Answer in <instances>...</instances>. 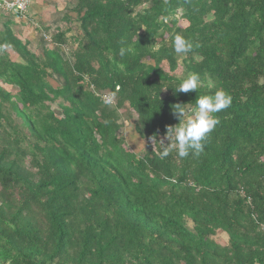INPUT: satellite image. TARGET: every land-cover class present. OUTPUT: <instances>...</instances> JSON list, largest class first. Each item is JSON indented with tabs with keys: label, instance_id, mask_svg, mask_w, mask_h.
Wrapping results in <instances>:
<instances>
[{
	"label": "trees",
	"instance_id": "obj_1",
	"mask_svg": "<svg viewBox=\"0 0 264 264\" xmlns=\"http://www.w3.org/2000/svg\"><path fill=\"white\" fill-rule=\"evenodd\" d=\"M66 7L38 54L0 11V264H264V0ZM175 34L193 50L175 53ZM188 72L202 87L174 94ZM216 89L232 103L203 152L161 159L148 137L178 123L172 105Z\"/></svg>",
	"mask_w": 264,
	"mask_h": 264
},
{
	"label": "clouds",
	"instance_id": "obj_2",
	"mask_svg": "<svg viewBox=\"0 0 264 264\" xmlns=\"http://www.w3.org/2000/svg\"><path fill=\"white\" fill-rule=\"evenodd\" d=\"M121 44L118 51L120 57L134 51L133 47L125 41L122 40ZM172 47L177 54H187L193 50L194 45L184 36L175 34L172 38ZM202 85L203 81L199 73L188 72L172 90L174 94L196 92ZM166 88L169 87L166 86L163 89ZM104 102L110 104L112 98L108 97ZM231 103L232 97L228 93L223 89H216L210 94H201L196 97L195 104L190 107L186 104H174L171 111L178 123L166 126L162 140H157L156 134L148 137V140L152 147L159 145L157 154L161 159L168 157L172 152H175L179 158H186L190 154L199 155L204 150V141L208 134L219 123L215 114L230 107Z\"/></svg>",
	"mask_w": 264,
	"mask_h": 264
},
{
	"label": "rangeland",
	"instance_id": "obj_3",
	"mask_svg": "<svg viewBox=\"0 0 264 264\" xmlns=\"http://www.w3.org/2000/svg\"><path fill=\"white\" fill-rule=\"evenodd\" d=\"M67 2L68 0H30L29 6L22 18H13L12 29L14 33L22 40L28 41V48L32 52L34 51L38 54L43 47L53 49L54 46H52L50 39L55 33V30H65L66 28H69V25L63 19L67 9ZM144 7H146V5ZM71 17L73 20L74 15L71 14ZM0 22H4V19H0ZM70 25V33H68L67 37H70L71 35L78 36L79 32H77L76 26L72 24V22ZM178 25L182 28L186 26L185 22L182 20L178 22ZM46 29L48 31H46ZM74 48L75 46L71 44V42L63 47L66 57L68 56L67 53L69 49L71 51ZM7 52H9L12 59H15L14 53L9 50H7ZM161 68L164 71H168V66L164 63H162ZM180 73L181 67L179 66L175 71V74L180 75ZM5 88L14 91L13 89H10V87ZM52 108L55 109V106ZM126 120V116H123L120 121L123 124L121 132L125 137L129 149L134 153H138L143 150L145 142L137 137L132 126L127 124ZM214 240L224 245L227 239L224 235L220 234L219 236H216Z\"/></svg>",
	"mask_w": 264,
	"mask_h": 264
},
{
	"label": "built area",
	"instance_id": "obj_4",
	"mask_svg": "<svg viewBox=\"0 0 264 264\" xmlns=\"http://www.w3.org/2000/svg\"><path fill=\"white\" fill-rule=\"evenodd\" d=\"M29 3L30 0H11L10 2L7 0H0V11L4 13L11 12L13 18L19 17L20 19L26 12ZM103 99L106 100L107 97H103Z\"/></svg>",
	"mask_w": 264,
	"mask_h": 264
}]
</instances>
